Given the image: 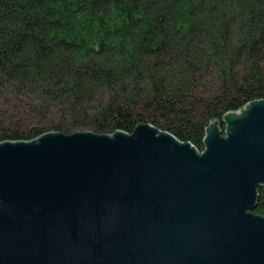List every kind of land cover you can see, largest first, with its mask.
<instances>
[{
    "label": "water",
    "instance_id": "obj_1",
    "mask_svg": "<svg viewBox=\"0 0 264 264\" xmlns=\"http://www.w3.org/2000/svg\"><path fill=\"white\" fill-rule=\"evenodd\" d=\"M222 123L0 143V264H264V100Z\"/></svg>",
    "mask_w": 264,
    "mask_h": 264
},
{
    "label": "trees",
    "instance_id": "obj_2",
    "mask_svg": "<svg viewBox=\"0 0 264 264\" xmlns=\"http://www.w3.org/2000/svg\"><path fill=\"white\" fill-rule=\"evenodd\" d=\"M263 58L264 0H0V92L70 121L0 143L144 123L202 150L210 122L264 100ZM212 70L223 91L194 118ZM91 116L99 125L79 131ZM253 213L264 217V188Z\"/></svg>",
    "mask_w": 264,
    "mask_h": 264
},
{
    "label": "rangeland",
    "instance_id": "obj_3",
    "mask_svg": "<svg viewBox=\"0 0 264 264\" xmlns=\"http://www.w3.org/2000/svg\"><path fill=\"white\" fill-rule=\"evenodd\" d=\"M240 62H243V59H240ZM236 71L240 75V77H244L247 75L248 71H245L242 68V65L236 67ZM260 68L264 71V58L263 62L260 63ZM202 77L204 88L202 94V100L197 107H195V114L192 117L197 118L202 111H204V106L212 103L216 97L221 95L223 91L222 84L216 78L214 70L211 72L203 73ZM37 102L30 101L22 96L16 95L14 91H8V93L0 92V136L5 131H14L17 129L18 132H29L31 130L39 129V128H47L48 125L52 126H64L68 125L70 121L63 119L60 114H58L55 110L51 111L50 114H33L30 111V108L33 104ZM142 102H139V104ZM191 103V102H190ZM38 105V104H37ZM197 111V112H196ZM37 113V112H35ZM93 116V115H92ZM91 116L90 121H86L89 124L87 128L80 129L81 132H93L95 130V126H98L97 120H92L94 117ZM223 119V118H222ZM218 122V130L220 132L224 131L225 124ZM144 124V123H143ZM210 124V123H209ZM209 125L207 126V128ZM9 128V129H8ZM166 132V131H164ZM10 134V133H9ZM6 133L5 135H9ZM203 151L198 149V152Z\"/></svg>",
    "mask_w": 264,
    "mask_h": 264
}]
</instances>
